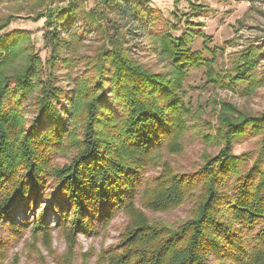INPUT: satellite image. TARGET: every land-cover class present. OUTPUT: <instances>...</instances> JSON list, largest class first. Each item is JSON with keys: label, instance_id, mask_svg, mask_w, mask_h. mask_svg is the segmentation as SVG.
Listing matches in <instances>:
<instances>
[{"label": "trees", "instance_id": "16d2710c", "mask_svg": "<svg viewBox=\"0 0 264 264\" xmlns=\"http://www.w3.org/2000/svg\"><path fill=\"white\" fill-rule=\"evenodd\" d=\"M173 1L176 23L147 0H100L93 9L87 0H69L46 8L35 19L45 20L43 39L51 52L46 75L30 51L31 33L9 32L11 17L0 23V227L11 231L13 240L28 231L27 244L47 246L59 232L67 252L53 255L56 264H87V253L77 254L79 236L98 235L120 212L128 225L97 264H264V168L259 160L245 171L249 156L233 155L248 134L264 133V115L237 112L235 118L226 107L215 133L197 131L203 143L221 151L203 157L196 173H175L165 160L183 153L184 137L195 128L188 123L194 112L183 100L188 72L207 68L203 54L192 48L196 36L206 38L197 31L204 25L192 22L206 14L205 7ZM181 1L189 6L182 16L176 10ZM179 31V38L172 35ZM146 36L166 71L155 72L134 57V44ZM89 38L86 71L71 79L68 90L58 69L75 66L72 57L77 60ZM237 58L228 77L208 72V84H260L253 74L263 54L248 51ZM57 156L69 162L58 165ZM157 164L164 173L147 178V169ZM50 187L54 192L45 195ZM148 192L150 198L143 196ZM43 196L52 201L55 227L46 209L33 223L28 219L27 211ZM137 201L160 214L186 203L193 207L176 228L149 219ZM19 207L26 216L18 223ZM25 258L43 264L35 251ZM17 261L16 256L12 264Z\"/></svg>", "mask_w": 264, "mask_h": 264}, {"label": "rangeland", "instance_id": "374dc122", "mask_svg": "<svg viewBox=\"0 0 264 264\" xmlns=\"http://www.w3.org/2000/svg\"><path fill=\"white\" fill-rule=\"evenodd\" d=\"M68 1L11 0L5 2L3 0L0 2V23H4L8 17H11L13 20L8 28L9 32L25 30L31 33L32 48L30 51L41 59V69L44 75L48 72L46 64L51 59V52L43 39L46 31L45 20L42 19L36 22L35 19L46 8L62 7L67 5ZM99 1L87 0L88 9L95 8ZM147 1L156 13L164 19L176 23L172 16V12L175 10L173 0ZM192 2L204 6L207 11L201 18L192 20L197 25H204V27L197 28V31H200L206 38L196 36L192 48L203 54L207 68L204 66L191 68L188 72L184 83L186 96L183 100L194 112V116L188 119V123L194 124L195 128L184 137L183 153L180 155H167L165 160L169 163L163 160V162L170 165L169 170L180 175L196 173L205 164L203 157H215L220 153L221 147L219 145L205 144L195 133L197 131L205 134L215 133L220 125V116L225 113L224 108L228 107L235 118L238 113L250 117L264 115V0H192ZM176 10L182 16L189 12V6L185 1H181ZM183 20L182 25H184ZM159 29H161V26ZM181 34L180 31L172 33L177 38ZM92 43L93 41H90L89 38L86 41V46L79 49L77 60L72 57L76 61L75 66L70 69H58L57 74L64 88L69 90L71 79L85 73V59L91 56L90 47ZM135 45L137 48H134V57L138 61L152 67L155 72L167 70L166 65L151 52V45L147 36ZM204 47L207 49H204ZM213 51L216 52L213 54ZM248 51L263 54V58H261L253 74L255 79L260 80V84L255 86L244 82L243 84L239 83L234 88H230L225 84L214 86V82H211L213 85L210 82L208 84V72H211V74L220 73L228 77L233 73L235 64L238 62L237 57L246 54ZM223 81L228 82L229 80L225 78ZM263 140L264 133L248 134L243 140L235 144L233 155L249 156V162L244 167L245 171H248L259 160L264 168ZM68 162L69 160L65 157L57 156L55 158V163L58 165L63 166ZM163 173V166L157 164L152 169H147L145 176L147 178H159ZM50 188L52 189L46 191L45 195L54 192L55 187ZM149 194V192L146 195L143 193V196L150 198L151 195L149 196ZM51 206L52 201L43 196L41 200H37L33 209L27 211L28 219L33 223L32 221L39 216L41 211L46 209L52 213L48 216V223L55 227L57 218L55 217V210H50ZM53 207H56V205ZM137 207L149 219L176 224L175 227L177 228V225L190 218L193 206L186 203L173 212L161 214L148 212L142 208L139 201H137ZM24 212L19 207L18 212L15 213V219L18 223L25 219L26 214ZM128 222L127 216L120 212L107 226H103L99 230L98 235L91 234L87 236L81 234L78 240V256L87 253L89 258L87 264H97L103 251L109 250L119 243L123 229L127 227ZM0 238V260L1 256L6 254L4 262H1V260L0 264H12L16 256L20 259V261H17L18 264H38L35 261L28 262L25 258V253L32 251L43 258V264H56L53 255L61 257L67 252V243L57 231L53 233L52 244L49 246L42 241L34 242L33 240L27 244V240L30 239L28 231L18 237L19 239L13 240L11 231L8 228L0 227ZM32 256L36 255L32 254Z\"/></svg>", "mask_w": 264, "mask_h": 264}]
</instances>
